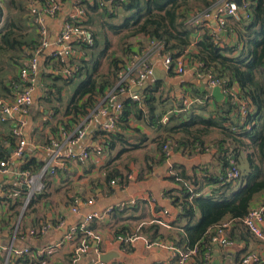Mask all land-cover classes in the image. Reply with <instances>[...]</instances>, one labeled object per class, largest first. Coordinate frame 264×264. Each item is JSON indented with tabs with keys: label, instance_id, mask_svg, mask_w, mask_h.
<instances>
[{
	"label": "crops",
	"instance_id": "0c3cea01",
	"mask_svg": "<svg viewBox=\"0 0 264 264\" xmlns=\"http://www.w3.org/2000/svg\"><path fill=\"white\" fill-rule=\"evenodd\" d=\"M8 1L0 0L3 7L0 32L3 31L6 23L18 14L15 8L9 7ZM60 2V13L55 18L45 19L53 45L44 50L40 57L33 106L26 115H17L5 122L0 120V150L6 149L8 153L4 160L0 155V162L6 161L10 167L9 174H0V246L2 247L0 264H98L103 262L102 255L110 256L108 262H103L104 264H180L170 250L157 246L149 247L147 242L162 241L183 249L189 248V240L184 231L188 222L180 218L181 211L175 203L176 198L181 196L182 185L172 178L180 172L188 176H196L197 185H191L187 181L191 193L198 189L207 195L216 192L221 184L209 183L207 179L222 180L224 176V168L218 160L217 150L213 148L202 153L182 151L174 143L170 146V157L163 160L160 142L168 139L174 141L177 136L167 139L169 133L166 129L153 125L148 116H144L141 120L132 117L129 127L117 126L113 132H110L109 137L104 136L103 126L110 117L120 114L115 105L105 102L106 97L98 98L99 103L95 110L99 108L101 112L86 123L85 138L75 146H68L64 150L65 154H80L86 149L101 150L102 153L100 155L93 153L88 159L69 160L66 171L58 168L55 173H51L48 170L45 174L44 191L35 193L30 206L25 212L23 211L28 191L21 184L20 173L24 171V166L31 162L33 164L29 171L34 172L33 174L41 172L50 159V153L44 147L53 141L68 139L89 116L75 117L73 114H68L74 96L64 105L63 94L69 83H66L65 78L60 75V67L50 60L54 52L60 50L57 40L63 24L70 20L75 12V6L81 5L85 11L82 23L92 33L94 42L96 41L94 49L84 46L74 47V60L89 64L83 73L84 80L81 85L92 74L108 73L107 58L115 50L119 51V40L105 28V24L107 22L121 24L127 17L126 13L119 11L118 17L110 20L105 10L109 5L99 7L97 11L89 10V4H93L94 0H60ZM98 16L101 17L106 34L105 46L101 48L96 34L91 29L94 19ZM31 27L33 28L32 25ZM207 31L211 35L217 31L214 21L210 20L207 27L200 28L189 50L195 47V43ZM111 37L116 38L117 49L112 45ZM230 42L231 44H223L222 47L234 48L240 45L239 39ZM105 51L107 54L95 70L96 61ZM184 58L189 64V70L179 76L175 72L166 70L164 56L150 57L156 75L149 77L142 86L146 83L153 87L157 85L156 97L165 100L160 106L166 112L163 121L165 118L169 121L172 115L178 117L181 113L186 114L187 117L192 111L196 115L208 117L216 108L217 102L212 97L213 88L208 80L201 77L202 73L200 74V70L194 65L195 61H190L187 53ZM48 60L49 63L46 65ZM131 63L130 61L126 65L127 69ZM49 85L62 88L61 94L58 95L54 89L51 93L47 89ZM235 89L237 90L238 87L235 86ZM145 91L137 92L139 98ZM16 94L17 92L11 99H14ZM133 94L132 91V94L128 93L123 98H132ZM188 97L195 99L196 102L186 105L184 100ZM19 121L24 123V136L28 142L25 156L21 160L13 157L15 143L12 130ZM173 124L174 122L170 126ZM219 136V131H216L206 137L207 144L210 145ZM246 156L247 152L243 153L240 161L244 158L245 166L248 168ZM38 166L42 168L38 169ZM113 179L116 184H112ZM15 192H19L20 195L14 197ZM76 197L80 199L78 214L71 210L72 201ZM89 200L93 201L91 205L88 204ZM262 204H264V191L255 198L252 209ZM165 211H168V214H165ZM91 214L97 215L91 221V228L102 237L99 251L94 248L88 256L78 263H73L74 244L65 241L64 237L71 226L82 222ZM199 218L198 212L195 221ZM225 220L229 219L225 218ZM60 221H64V225L57 227ZM156 221H162L165 225ZM48 223L54 226L48 232L37 235L31 233L40 230ZM261 228L264 232V221ZM227 235L233 241L232 245L213 247L212 257L205 263H201V258L196 256L186 264H243V259L248 254H256L260 259L259 263L250 264H264V239L255 236L242 224L235 222L232 223ZM131 236L139 238L130 241L128 238ZM119 237H123L124 240H120ZM10 247L28 249L29 252L16 257L13 253H9Z\"/></svg>",
	"mask_w": 264,
	"mask_h": 264
},
{
	"label": "trees",
	"instance_id": "16d2710c",
	"mask_svg": "<svg viewBox=\"0 0 264 264\" xmlns=\"http://www.w3.org/2000/svg\"><path fill=\"white\" fill-rule=\"evenodd\" d=\"M31 1L28 0L26 5L20 4L18 0L8 1L9 7L15 8L18 14L9 20L0 32V98L3 99H11L16 92L22 90L19 74L22 68L28 66L29 60L34 57L36 49L40 46L39 26L30 15ZM214 3L215 0H126L106 4L105 7L109 5L105 10L110 20L116 19L119 11L127 14L121 24H105V28L118 37L120 52L115 50L107 58L108 73L92 74L79 86L72 98L68 114L75 117L90 115L99 103L98 98L106 97L108 91L116 88L127 72L126 65L130 61L133 62L136 56L143 55L152 41L163 45V56H170L175 65L180 57L186 55L194 42L195 34L200 30V27L191 24V14L203 12ZM88 8L97 11L99 1L94 0ZM250 13L252 18L247 23L230 21V26L238 29L239 46L221 48L208 31L195 43L192 60L202 62L205 71H212L225 80L224 90H228L225 93V101L216 103L215 110L208 117L196 115L192 111L187 117L184 113L178 117L172 115L164 124L162 118L166 112L160 106L165 100L156 97L157 85L150 86L138 101L132 98L124 99V95H120L118 99L123 108L120 114L115 116L117 126L127 128L132 117L141 120L148 116L153 125L166 129L169 133L167 139L177 136L174 141L168 139L160 142L163 160H167L164 151L167 144L171 146L175 143L179 150L190 152L202 153L213 148L217 150L218 160L224 168V176L222 180L207 179L209 183L221 184L216 192L207 195L198 189L191 193L188 182L197 185L196 176L180 172L172 178L182 185L181 196L176 198L175 203L180 208V218L188 222L184 231L189 240V248L199 246L197 257L201 258V263L206 262L205 254L210 246L213 228L224 221L244 226L242 220L252 210L255 198L264 191V0H253ZM2 16L3 7L0 3V22ZM90 34L93 45L87 42L74 45L94 49L96 41L94 42L91 32ZM106 54L107 51L96 61L95 70L101 65V59ZM50 60L60 67V63L54 58ZM48 63L49 60L46 65ZM71 64L77 65L79 71L72 77H63L66 83L82 75L89 65L74 59ZM235 86L238 87L235 90L237 100L229 94ZM47 89L51 93L53 89L56 90L58 95L62 91V88L56 85H49ZM239 101L245 102L249 110V115L243 123ZM173 122V126H170ZM216 131H219V138L208 145L206 137ZM102 135L109 137L111 134L102 132ZM13 139L16 144L14 136ZM245 152L247 170H240L241 176L237 180L227 179L226 173L232 162L238 166ZM0 155L4 160L8 156L7 150L1 149ZM32 164H26L23 170L29 171ZM198 212L200 218L195 221Z\"/></svg>",
	"mask_w": 264,
	"mask_h": 264
},
{
	"label": "built area",
	"instance_id": "2783aa9c",
	"mask_svg": "<svg viewBox=\"0 0 264 264\" xmlns=\"http://www.w3.org/2000/svg\"><path fill=\"white\" fill-rule=\"evenodd\" d=\"M126 0H110L109 2L99 1V7L103 8L106 4L121 3ZM253 4V0H241V5L238 4L237 0H215V3L207 10L194 13L192 15L191 24L200 28L207 27V24L214 21L217 25V31L212 34L216 43L221 47L223 44H231L230 41H234L239 38L238 29L230 26V21L234 23H247L251 20L250 9ZM30 15L33 17L34 22L39 26L40 46L36 49L34 57L29 60L28 66L22 68L20 72V80L23 88L18 92L13 100L0 98V120L2 122L7 121L9 118H13L17 115H26L34 104V93L36 91V85L38 81V72L40 69V57L44 50L48 49L53 45L50 38V32L45 25L46 18H55L61 10L60 0H32L30 4ZM75 12L71 16L70 20L66 21L61 29L60 35L57 40V46L60 50L54 52L52 58L60 63V75L65 78H69L78 73L79 67L71 64V60L74 59L75 45L80 42H87L89 45H93V39L90 31L83 25L82 20L85 16V11L81 5L75 6ZM163 51V45L158 42H150V46L143 55L136 56L131 63V66L127 69V72L122 76L118 82L116 88L108 93L105 98V102L116 106V110H122V104L119 103L118 99L120 95L128 93L132 94L134 88L142 86L144 82L151 76L154 75V67L150 62L152 55H160ZM192 59H190L191 61ZM164 65L168 72H175L181 76L188 72V65L184 56L177 60L174 65L173 59L170 56H164ZM196 68L200 70L201 77L203 76L208 80V83L212 88L221 87L225 93L228 90H224L226 81L219 78L212 71H205L204 64L202 62L195 61ZM235 88L229 91V94L236 100ZM132 99L135 101L139 100L137 94L132 95ZM186 105H192L196 102L195 99L188 97L184 100ZM198 101V100H197ZM187 102V103H186ZM239 111L242 123L246 120L249 115V110L245 102H241ZM101 110L98 108L94 110L85 120L81 123L75 132L64 141H53L44 148L50 153V159L47 166L42 169L41 172L33 174L30 171H21V184L25 186L28 191L26 194V201L24 202L23 211L28 209L30 206L33 195L37 192H42L45 189V174L48 170L51 173H55L56 169L67 170V162L69 160L88 159L91 154L95 153L100 155L101 150L91 151L89 149L83 150L80 154L70 153L65 154L64 150L68 146H75L82 141L86 136V123L90 121L94 116H97ZM168 118L164 119L167 122ZM117 127L116 117H110L109 121L103 126L102 132L110 133L113 132ZM24 123L18 122L12 132L16 140L13 157L17 160L24 158L28 142L24 136ZM166 157L169 158L171 155L170 145L167 144L164 147ZM10 172L9 164L6 161L0 162V174L7 175ZM241 176L239 167L232 162L231 166L227 170L226 177L229 180H237ZM112 184H116V181H112ZM19 192L13 194L14 197H18ZM92 200L88 201L91 205ZM80 199L74 198L71 205L73 213H79ZM168 214V211L164 212ZM96 214L87 216L82 222L74 224L70 227L66 233L64 240L72 242L74 244L73 249V263H78L81 259L88 256L95 248L99 251V244L102 242V237L91 228V221ZM244 226L248 231L255 236L264 239V232L261 228V224L264 221V204L259 207L252 209L249 214L242 220ZM161 225H165L162 221H156ZM64 225V221H60L57 227ZM232 221H224L212 230L210 239V246L205 254L206 261L210 260L213 254V247L215 246H230L233 241L228 237V231L231 229ZM54 226L50 223L45 224L38 231H32L33 235L44 234L51 230ZM139 237L131 236L128 238L130 241H135ZM120 240H124L123 237H119ZM149 247L157 246L170 250L173 257L178 260L180 264H186L192 258L198 256L199 246L196 245L193 248H180L174 244H167L162 241L158 242H147ZM95 247H94V246ZM0 250L2 247L0 246ZM29 252L28 249H18L10 247L9 253H13L16 257H21ZM260 259L256 254H248L243 259V264L259 263ZM98 264H104L99 262Z\"/></svg>",
	"mask_w": 264,
	"mask_h": 264
},
{
	"label": "rangeland",
	"instance_id": "374dc122",
	"mask_svg": "<svg viewBox=\"0 0 264 264\" xmlns=\"http://www.w3.org/2000/svg\"><path fill=\"white\" fill-rule=\"evenodd\" d=\"M18 2L20 4L26 5L28 3V0H18ZM122 13V12H120ZM195 13V12H194ZM124 14V13H122ZM193 15V14H191ZM102 16V15H101ZM105 17V16H103ZM100 16H98L97 18H95V22L93 25H91V29L92 31L96 34V38L97 41L99 43V47H104L105 43H106V34L105 31L103 30L102 27V22L100 20ZM108 20V19H107ZM202 38V36L200 37ZM111 41H112V45H114V47L117 49V44H116V38L111 37ZM240 41V40H239ZM195 46V45H194ZM194 48V49H193ZM191 48V50H188L187 55L190 59H192L191 55L195 54V47ZM193 49V50H192ZM190 52V53H189ZM192 62H194V59L192 60ZM103 71H106V68H103ZM84 80V74H82L79 77H76L72 82H70L66 87H65V92L63 94V101H64V105L67 102V104L71 101V98L74 96L75 92L77 91L80 83ZM159 98V97H157ZM67 107V106H65ZM105 136V135H104ZM239 168L241 171L247 170L246 166H245V159L242 158L241 161L239 162Z\"/></svg>",
	"mask_w": 264,
	"mask_h": 264
},
{
	"label": "water",
	"instance_id": "95a60500",
	"mask_svg": "<svg viewBox=\"0 0 264 264\" xmlns=\"http://www.w3.org/2000/svg\"><path fill=\"white\" fill-rule=\"evenodd\" d=\"M106 2H109L110 0H105ZM238 4L241 5V0H237ZM156 75V74H154ZM150 87V84L146 83L145 86H138L136 88L133 89V93L138 95V91L140 90H147ZM212 97L213 99L217 102V103H223L226 99L222 88L221 87H214L212 89ZM110 256L108 255H102L101 257V261L103 262H108Z\"/></svg>",
	"mask_w": 264,
	"mask_h": 264
}]
</instances>
